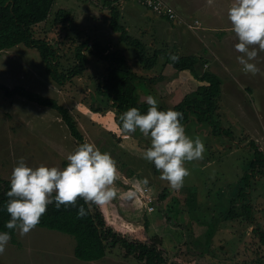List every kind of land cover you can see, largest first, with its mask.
Masks as SVG:
<instances>
[{
	"label": "rangeland",
	"instance_id": "obj_1",
	"mask_svg": "<svg viewBox=\"0 0 264 264\" xmlns=\"http://www.w3.org/2000/svg\"><path fill=\"white\" fill-rule=\"evenodd\" d=\"M114 1H118L124 15L122 22L131 34L147 41L149 47L168 49L180 55L195 51L196 47L190 48L188 43L195 39L192 34L196 30L190 31L187 25L181 24L169 33L173 27L166 21L155 20L154 13L138 6L136 0ZM59 9L74 10L78 17L76 24L55 26L54 17H51L35 27V36L52 44L62 43L61 71L67 72L77 63L76 51L87 40L99 41L104 48L111 49L113 45L115 49H125L119 44V34L110 27L111 11L103 0H58L54 13ZM222 26L225 27L218 35L211 32L203 37L201 45L208 52H203L201 59L207 64L200 72L215 73L223 82L224 95L222 92L216 116L217 126H222L226 135L217 134L213 126L200 122L197 114H191L190 121L183 126L189 137L202 140L205 152L202 160L186 164L190 175L179 191L172 190L167 181L160 179L154 164L143 159L144 151L151 146L150 138L139 131L132 135L121 131L120 114L112 106L111 97L98 91L110 65L91 54V48L87 51L85 73L64 86L51 79L37 49L20 45L0 53V83L9 88L25 87L56 99L69 109L85 141L111 154L117 162L119 177L115 184L117 198L102 208L108 223L147 242L152 238L160 239L169 264H264V245L252 233L255 226L264 231V177L253 180L248 190V201L254 205V225L243 224L241 217L232 220L228 216L231 201L237 197L240 181L252 160L254 145L264 152V53L257 59L262 74H245L237 61L239 53L235 44L238 40L230 31L228 15ZM180 35L184 42L179 40ZM127 56L128 67L146 76L145 81H137L140 82L139 90L150 85L148 77L156 79L169 65L163 67L165 61L160 59L154 71H147L133 63L134 52ZM159 82L160 79L155 84ZM235 84L242 90L236 91ZM160 93L163 96L164 92H157ZM170 102L164 98L158 104L159 109L178 105L177 102L169 105ZM139 103L147 104L141 98ZM93 107L101 110L94 112ZM78 146L57 111L21 97H6L0 92L2 178L10 180L21 157L32 168L41 165L66 167L67 155ZM145 179L147 185L143 183ZM130 191L135 193L132 199L126 196ZM163 195L165 199L162 200ZM238 205L235 209L241 215V205ZM210 230L214 236L208 245ZM16 240L17 245L10 240L5 253L0 255V264H138L125 259L120 252L109 253L99 261L79 260L75 256L73 237L40 227L24 237L16 232Z\"/></svg>",
	"mask_w": 264,
	"mask_h": 264
},
{
	"label": "trees",
	"instance_id": "obj_2",
	"mask_svg": "<svg viewBox=\"0 0 264 264\" xmlns=\"http://www.w3.org/2000/svg\"><path fill=\"white\" fill-rule=\"evenodd\" d=\"M165 1V0H163ZM58 0H0V53L11 50L20 45L35 48L39 51L42 61L45 63L47 73L56 83L64 86L77 76H82L88 68V48L91 54L106 60L110 67L108 75L100 81L98 91L103 96H110L112 106L121 115L132 107L138 108L142 114H146L149 107L146 103H139V81H145L146 76L138 75L136 69L128 67L127 53L134 52V64L143 70L154 71L158 66L159 60H164L166 64L172 65L178 72L189 71L192 76L206 85L200 86L195 92L187 95L178 105L171 110L183 113L182 124L190 121L191 114L198 115L200 122H207L213 126V131L217 134L226 135L225 129L217 126V113L219 111V100L222 94L221 78L210 71L201 73V67L207 64L196 55H180L170 53L168 49H154L149 47L145 40L139 39L131 34L130 29L122 22L124 15L118 7V1L103 0L105 6L111 11L110 27L113 32L119 34V44H123L125 49L104 48L99 41L87 40L79 45L76 51L77 63L68 69L67 72L61 71V44H52L47 39H38L35 36V27L49 21L54 17L53 25L60 27H70L76 24L77 14L74 10L59 9L54 13V7ZM138 6L145 10L152 11L156 18L168 20V17L159 15L154 9L143 5L136 0ZM166 2V1H165ZM154 16V17H155ZM173 23V22H172ZM54 26V27H55ZM91 43V45H90ZM170 55L179 57L178 62H173ZM158 73V72H156ZM156 79L148 77L147 81L155 84ZM0 92L6 97H21L29 102L57 111L66 126L69 128L76 142L81 145L86 142L77 122L68 108L59 104L56 99L46 97L39 93L30 91L25 87L17 86L9 88L0 83ZM101 109L93 107L92 111L99 112ZM167 111V108H160ZM229 134V133H227ZM254 145V143H252ZM67 165V163H65ZM264 177V152L254 145L252 160L249 162L247 172L240 181L237 197L231 201V209L228 216L241 219L243 224L254 225V205L249 202V189L252 188L253 180ZM253 181V182H252ZM252 182V183H251ZM10 190V180L0 176V232L9 231L5 225L10 220L6 210L8 200L7 192ZM165 199V195L161 197ZM241 205V215L235 209ZM84 205L83 200H79L76 208H56L55 204L48 206L47 213L38 225L40 228L59 232L73 237L76 242L75 256L79 260L86 262L99 261L109 253L120 252L125 259L135 261L138 264H169L168 258L162 249V242L158 238H152L150 242L132 236L131 232H125L108 223L102 208L92 207V210L84 218H78L77 209ZM87 209V205H84ZM241 217V218H240ZM148 231V226H145ZM253 235L260 239L264 245V231L260 226H255ZM12 242L17 245L16 232H10ZM208 242L210 245L214 236L213 231H208ZM257 248L256 244H253ZM255 254L258 251H254ZM234 264H242L237 262ZM246 264V263H245Z\"/></svg>",
	"mask_w": 264,
	"mask_h": 264
},
{
	"label": "clouds",
	"instance_id": "obj_3",
	"mask_svg": "<svg viewBox=\"0 0 264 264\" xmlns=\"http://www.w3.org/2000/svg\"><path fill=\"white\" fill-rule=\"evenodd\" d=\"M213 2L207 0L209 6ZM227 15L230 31L238 40L235 50L243 72L252 76L262 74L257 59L264 53V0H233ZM170 59L179 61L176 55H170ZM146 102L149 105L146 114L132 107L118 117L121 131L126 135L139 131L150 138L151 146L144 151L143 159L154 164L160 179L167 181L172 190L179 191L190 175L186 164L202 160L205 146L199 137L192 139L186 134L181 123L183 113L171 109L161 111L151 95ZM66 160L63 168L45 165L32 168L20 158L6 194L10 220L5 227L9 231L0 232V255L6 251L11 231L27 236L38 227L53 203L57 209L61 206L67 209L76 208L78 201L83 200L87 209L80 205L77 216L84 218L93 206L104 208L117 198L115 184L119 171L110 153L102 152L94 143L84 142L67 155ZM143 183L147 185L148 180ZM126 196L132 199L135 193L130 191Z\"/></svg>",
	"mask_w": 264,
	"mask_h": 264
},
{
	"label": "crops",
	"instance_id": "obj_4",
	"mask_svg": "<svg viewBox=\"0 0 264 264\" xmlns=\"http://www.w3.org/2000/svg\"><path fill=\"white\" fill-rule=\"evenodd\" d=\"M171 6H173L177 13L188 23H194L198 21L200 23V27L193 32L192 37L195 39L190 40L188 43L190 48L194 45L195 51L189 50L187 55H196L201 58V54L203 52H208L203 49V37L206 34L211 32H215V34H219L225 26H222V22L226 20L227 12L226 10L228 6L230 7L233 0H214L213 4L209 6L207 4V0H165ZM149 16V13H147ZM158 18V17H157ZM156 16L154 17L157 20ZM158 20L166 21L170 27H173V31L169 30V33H173L175 31V27H180L178 23H172V21L164 20L162 18H158ZM191 21V22H189ZM183 26V25H182ZM192 31V30H190ZM225 32V31H224ZM179 40L185 41V39L180 35ZM180 53V52H179ZM183 55V54H181ZM160 82L158 84H153L150 82V85H146L145 88H141L139 90V96L141 100H145L151 95L156 98L158 104L160 105L163 102L164 98L170 99L171 102L169 105H173L175 102L180 103L181 100L184 99L185 96L195 92L201 85V83L196 80L192 74L185 70L178 72L173 68V66L168 65L166 69L161 72ZM236 85V84H235ZM236 91L242 90L240 87L236 85ZM164 92L163 96L157 94V92ZM224 95V88L222 90ZM149 93V94H147ZM147 95V97H145Z\"/></svg>",
	"mask_w": 264,
	"mask_h": 264
},
{
	"label": "built area",
	"instance_id": "obj_5",
	"mask_svg": "<svg viewBox=\"0 0 264 264\" xmlns=\"http://www.w3.org/2000/svg\"><path fill=\"white\" fill-rule=\"evenodd\" d=\"M140 3H143V5L148 6L155 11L159 15H164L168 17V19L174 23L178 24H185L187 27L191 30H197L201 25L198 21L194 23H188L186 22L176 11V9L171 6L169 3L163 1V0H137ZM152 202V201H151ZM150 202V203H151Z\"/></svg>",
	"mask_w": 264,
	"mask_h": 264
}]
</instances>
